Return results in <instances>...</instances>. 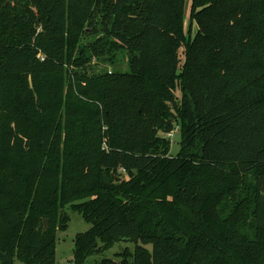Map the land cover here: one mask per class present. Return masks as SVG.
<instances>
[{"label": "trees", "instance_id": "16d2710c", "mask_svg": "<svg viewBox=\"0 0 264 264\" xmlns=\"http://www.w3.org/2000/svg\"><path fill=\"white\" fill-rule=\"evenodd\" d=\"M69 212L74 264H264V0H0V264Z\"/></svg>", "mask_w": 264, "mask_h": 264}, {"label": "rangeland", "instance_id": "374dc122", "mask_svg": "<svg viewBox=\"0 0 264 264\" xmlns=\"http://www.w3.org/2000/svg\"><path fill=\"white\" fill-rule=\"evenodd\" d=\"M189 10H190V3L188 2L186 8V22H185L186 29H189L190 27ZM120 65L122 71H127L129 69L127 58L121 57ZM98 66H100L99 68H107L109 70L112 69L110 65H98ZM178 96H180L179 93ZM169 138L172 143L171 155L175 156L178 154L181 147L180 146L181 136L178 132V129L174 133H172V136H170ZM69 215L71 217V220L67 231L58 232L56 264H67L70 260H72L74 253V239L76 235L87 232L91 228V225L86 223L85 220L79 214L69 212ZM125 247H129L133 249L134 245L131 243L129 244L119 243L113 249L107 252L105 256L109 258H115V254L122 252ZM148 248L151 249V246H148ZM97 259L98 258H90L86 264H94L97 261ZM16 264H22V263L17 261Z\"/></svg>", "mask_w": 264, "mask_h": 264}, {"label": "water", "instance_id": "95a60500", "mask_svg": "<svg viewBox=\"0 0 264 264\" xmlns=\"http://www.w3.org/2000/svg\"><path fill=\"white\" fill-rule=\"evenodd\" d=\"M117 181H119V179H117ZM48 225H49V221H48V220H45V221H44V231L47 230Z\"/></svg>", "mask_w": 264, "mask_h": 264}, {"label": "built area", "instance_id": "2783aa9c", "mask_svg": "<svg viewBox=\"0 0 264 264\" xmlns=\"http://www.w3.org/2000/svg\"><path fill=\"white\" fill-rule=\"evenodd\" d=\"M170 136H172V135H170ZM67 264H74V263H72V262L69 261Z\"/></svg>", "mask_w": 264, "mask_h": 264}]
</instances>
